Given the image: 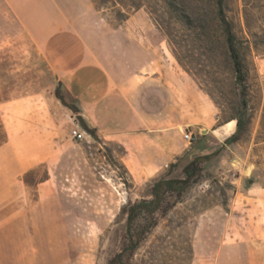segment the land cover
<instances>
[{"label":"rangeland","instance_id":"obj_1","mask_svg":"<svg viewBox=\"0 0 264 264\" xmlns=\"http://www.w3.org/2000/svg\"><path fill=\"white\" fill-rule=\"evenodd\" d=\"M90 1L99 18L110 27L120 26L119 10L126 13L125 9L112 2L97 8L100 0ZM140 1L139 32L160 52L163 68L178 75V86L187 81L197 93L179 108L181 125L170 126L182 137L183 129L192 131L196 140L155 170L147 162L153 155L141 154L137 146L141 142L126 146L88 133L57 99L58 83L51 70L41 74L35 62L33 74L21 81L8 71L12 60H4L8 67L0 75V142L5 137L7 141L0 148L10 149L4 156L17 166L12 184L26 189L29 202L36 200L39 184L42 194L58 200L60 213L65 214V234L59 237L66 264H108L126 242L123 207L150 199L155 180L182 178L183 167L195 157L222 148L204 163L205 179L181 199L170 198V204L177 203L156 215V225L127 256L130 264H217L220 244H233L244 228L264 226V0H225L248 71L249 124L238 142L225 145L228 137L217 138L208 141L206 150L200 145L206 135L202 130L217 127L239 107V88L217 21L216 0H168L174 7L170 9L164 0ZM25 81L33 86L25 89ZM41 88L44 98L8 103ZM75 126L85 131V139L70 136ZM43 147L47 154L26 153L27 148ZM225 264L236 262L227 257Z\"/></svg>","mask_w":264,"mask_h":264},{"label":"crops","instance_id":"obj_2","mask_svg":"<svg viewBox=\"0 0 264 264\" xmlns=\"http://www.w3.org/2000/svg\"><path fill=\"white\" fill-rule=\"evenodd\" d=\"M141 15L137 10L113 28L90 0H0V75L8 67L4 60H12L8 71L21 81L33 74L35 62L41 74L51 70L97 137L126 146L141 142V154L153 155L147 162L156 170L185 149L181 133L170 125L181 122L179 108L197 93L187 81L179 87L178 75L163 68L160 52L139 32ZM28 85L33 86L25 81V89ZM42 91L8 103L44 98ZM227 124L212 126L201 137V149L231 136L235 122L229 136L218 135ZM27 149L48 153L47 147ZM4 151L10 149L0 148V264H66L59 237L65 234V214L58 200L42 194L39 184L36 200L29 202L26 189L12 184L17 166ZM239 236L233 244L219 245L217 264L227 257L236 264H264V226L244 228Z\"/></svg>","mask_w":264,"mask_h":264},{"label":"trees","instance_id":"obj_3","mask_svg":"<svg viewBox=\"0 0 264 264\" xmlns=\"http://www.w3.org/2000/svg\"><path fill=\"white\" fill-rule=\"evenodd\" d=\"M164 1L168 9L174 8L172 2L168 0ZM109 2H112L114 6L119 4L122 9L126 10V13L119 10V25H122L131 16V11L141 9L140 0H100V3H98L99 5L96 4L97 8H103ZM216 16L219 26L222 29L226 55L232 65L235 81L239 88V107L237 113L231 118L217 124L218 127L226 122L236 120L235 132L225 140V145H229L241 139L242 134L246 131L249 124L248 71L242 57L238 37L234 32L231 21L226 15L225 0H216ZM185 18L188 19L189 23H192L188 16ZM60 89L61 84L57 86V91L55 93L57 99L60 100L64 106L69 108L75 114L81 126L96 138V129L87 125L81 116L79 107L75 103H68ZM0 131H3L1 116ZM6 141L7 137L0 142V146ZM221 149L222 148L208 155L195 157L183 167L182 178L163 177L155 180L151 186L150 199H142L123 207V212L126 215V242L121 251L115 254L109 260L108 264H130L127 256L134 254L144 240L146 234L156 225V215L168 211L174 203H177L175 201L170 204V198L176 197L177 199H181L190 188L201 183L205 179L203 173L204 163L209 162L217 156Z\"/></svg>","mask_w":264,"mask_h":264},{"label":"built area","instance_id":"obj_4","mask_svg":"<svg viewBox=\"0 0 264 264\" xmlns=\"http://www.w3.org/2000/svg\"><path fill=\"white\" fill-rule=\"evenodd\" d=\"M86 133L80 129L79 126H75L70 131V136L78 141H81L85 139ZM183 138L187 144H192L196 140V136L193 132H190L188 130L183 131Z\"/></svg>","mask_w":264,"mask_h":264},{"label":"bare ground","instance_id":"obj_5","mask_svg":"<svg viewBox=\"0 0 264 264\" xmlns=\"http://www.w3.org/2000/svg\"><path fill=\"white\" fill-rule=\"evenodd\" d=\"M235 129V124L233 121L228 122V124L224 127L222 132H218L219 136H228L230 135Z\"/></svg>","mask_w":264,"mask_h":264},{"label":"water","instance_id":"obj_6","mask_svg":"<svg viewBox=\"0 0 264 264\" xmlns=\"http://www.w3.org/2000/svg\"><path fill=\"white\" fill-rule=\"evenodd\" d=\"M207 132H208V131H207L206 129H203V130H202V133H203V134H207ZM235 161H237V159H234V160H233V162H235Z\"/></svg>","mask_w":264,"mask_h":264}]
</instances>
